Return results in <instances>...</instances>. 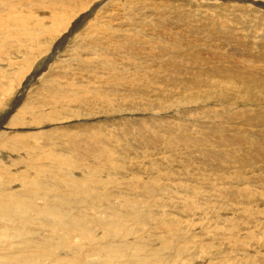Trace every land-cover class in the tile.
Returning <instances> with one entry per match:
<instances>
[{
  "label": "bare ground",
  "instance_id": "1",
  "mask_svg": "<svg viewBox=\"0 0 264 264\" xmlns=\"http://www.w3.org/2000/svg\"><path fill=\"white\" fill-rule=\"evenodd\" d=\"M2 114L0 264H264V0H0Z\"/></svg>",
  "mask_w": 264,
  "mask_h": 264
},
{
  "label": "rangeland",
  "instance_id": "2",
  "mask_svg": "<svg viewBox=\"0 0 264 264\" xmlns=\"http://www.w3.org/2000/svg\"><path fill=\"white\" fill-rule=\"evenodd\" d=\"M52 52V49L50 50V52H49V54ZM51 64H53V62H50V64H49V66H51ZM46 69H48V68H46ZM46 71V70H45ZM4 115L5 114H2L1 116H0V123L1 122H3V120H4ZM3 118V119H2ZM95 121H97V120H95ZM74 122V123H73ZM73 122H71L72 124H70V126H77L79 123V121L77 122V121H73ZM81 122V121H80ZM94 122V121H93Z\"/></svg>",
  "mask_w": 264,
  "mask_h": 264
}]
</instances>
